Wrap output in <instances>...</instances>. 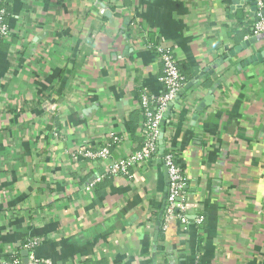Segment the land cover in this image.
I'll use <instances>...</instances> for the list:
<instances>
[{
  "label": "crops",
  "instance_id": "crops-1",
  "mask_svg": "<svg viewBox=\"0 0 264 264\" xmlns=\"http://www.w3.org/2000/svg\"><path fill=\"white\" fill-rule=\"evenodd\" d=\"M240 12L257 18L248 0H11L0 259L37 239L42 264H264V41L231 55L250 38ZM148 41L171 48L189 79L163 119L188 223L165 230L162 160L92 186L113 160L73 159L111 135L114 159L142 147L141 92H164Z\"/></svg>",
  "mask_w": 264,
  "mask_h": 264
},
{
  "label": "built area",
  "instance_id": "built-area-1",
  "mask_svg": "<svg viewBox=\"0 0 264 264\" xmlns=\"http://www.w3.org/2000/svg\"><path fill=\"white\" fill-rule=\"evenodd\" d=\"M8 0H0V42L9 36L7 17L8 12L6 3ZM257 18L252 24L253 36L264 33V0H256ZM148 48H152L159 63L162 66L163 76L160 81L163 85L164 92L159 97H151L147 92L143 91L140 95V107L144 117L141 128L143 137L142 147L124 158L114 159L112 152L113 146L121 139L116 135H111L110 140L102 147L88 148L78 154L73 155V159L77 160L81 157L83 160L93 162H107L113 160L107 176L98 177L93 185L102 182L106 177L111 176H127L131 177V170L153 162L159 157V143L162 134V122L165 114L171 104L175 101L180 91L186 84L187 80L183 75L180 64L171 48L162 46L158 43L155 45L150 41L147 43ZM49 113H54L53 109H48ZM58 137V133H54ZM162 161L168 170L169 175V195L166 209L162 218V228L165 230L170 221L178 219L182 224H187L185 215L186 207L181 200L182 190L185 186V177L177 162L176 152L169 146H165V153ZM198 223L204 221L203 217L197 219ZM40 240L29 239L19 247V250L13 252L11 259H0V264H24L23 258L19 255L20 250L27 251L26 264H42L36 257L35 249L39 245Z\"/></svg>",
  "mask_w": 264,
  "mask_h": 264
},
{
  "label": "water",
  "instance_id": "water-1",
  "mask_svg": "<svg viewBox=\"0 0 264 264\" xmlns=\"http://www.w3.org/2000/svg\"><path fill=\"white\" fill-rule=\"evenodd\" d=\"M249 3L251 4L252 6V9L253 11H257V7H256V0H248ZM241 1H235V5L238 4V6L240 7V3ZM261 41H264V33L260 34V35H256V36H251L250 38L248 39H245L236 49L234 52L231 53L232 56H236L237 54H240L248 49H250L251 47L255 46L256 44H258L259 42ZM257 57H252L250 59V61H254L256 60ZM182 93V92H181ZM170 112V110L167 111V114ZM166 116V115H165ZM164 124H165V121L163 120L162 122V134H161V140H160V143H159V149H158V152H159V157H160V160H162V158L164 157V153H165V140H164ZM168 171V170H167ZM169 177V175H168ZM168 194H169V189L167 188L166 190V193L164 195V201H163V204H162V208H161V211L159 213V220H160V223H161V220L163 218V215H164V212H165V209H166V205H167V199H168ZM27 251H23L22 253V258H23V263L26 264L27 263Z\"/></svg>",
  "mask_w": 264,
  "mask_h": 264
},
{
  "label": "trees",
  "instance_id": "trees-1",
  "mask_svg": "<svg viewBox=\"0 0 264 264\" xmlns=\"http://www.w3.org/2000/svg\"><path fill=\"white\" fill-rule=\"evenodd\" d=\"M10 2H11V0H8L7 1V3H6V8H7V12H8V16H9V6H10ZM8 18V17H7ZM237 19L240 21V22H242L241 24L243 25V27L245 28V30L244 31H242L243 33H241L242 35H244V36H246V35H248V36H253V32H252V24H253V22L254 21H249L248 20V17L247 16H245L242 12H240V13H238L237 14ZM237 33V32H236ZM7 39V38H6ZM5 40V39H4ZM4 40H2L1 42H0V45H1V43L4 41ZM180 69H181V67H180ZM182 71V70H181ZM183 73V72H182ZM183 75L185 76V78H186V80H187V82H188V77L183 73ZM155 213V214H154ZM153 213V215H152V218H155V221H157V218H158V214H157V212H154ZM163 222V221H162ZM162 222H161V228H162ZM17 250H19V248H16ZM19 255H20V252H19ZM11 257H12V255L9 257V258H7L6 260H9V259H11Z\"/></svg>",
  "mask_w": 264,
  "mask_h": 264
}]
</instances>
